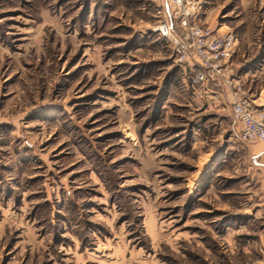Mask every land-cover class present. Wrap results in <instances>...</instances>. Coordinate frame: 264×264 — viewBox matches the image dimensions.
<instances>
[{
  "label": "rangeland",
  "instance_id": "374dc122",
  "mask_svg": "<svg viewBox=\"0 0 264 264\" xmlns=\"http://www.w3.org/2000/svg\"><path fill=\"white\" fill-rule=\"evenodd\" d=\"M163 1L0 0V264H264L259 143L230 139L264 0H194L237 39L233 86L194 88Z\"/></svg>",
  "mask_w": 264,
  "mask_h": 264
},
{
  "label": "built area",
  "instance_id": "2783aa9c",
  "mask_svg": "<svg viewBox=\"0 0 264 264\" xmlns=\"http://www.w3.org/2000/svg\"><path fill=\"white\" fill-rule=\"evenodd\" d=\"M154 31L170 47L174 60L184 68L191 87H232L229 61L237 39L226 32H213L197 23L194 0H164L155 10ZM231 114L239 124L241 143H264V111L255 110L252 100L239 89L232 92Z\"/></svg>",
  "mask_w": 264,
  "mask_h": 264
},
{
  "label": "crops",
  "instance_id": "0c3cea01",
  "mask_svg": "<svg viewBox=\"0 0 264 264\" xmlns=\"http://www.w3.org/2000/svg\"><path fill=\"white\" fill-rule=\"evenodd\" d=\"M252 104H253V108L255 110H262L264 111V96L259 94L258 97L256 99H252ZM239 130H240V126L239 124L235 121L234 124V131L232 133V136L230 135V139L234 140L238 143H240L239 139H238V135H239ZM262 144V145H260ZM259 148L258 150H251V159L253 162H256L258 164H260V168L264 169V143H259L257 145ZM255 147V146H254Z\"/></svg>",
  "mask_w": 264,
  "mask_h": 264
}]
</instances>
